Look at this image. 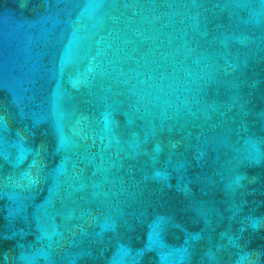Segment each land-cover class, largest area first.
<instances>
[{"label":"water","instance_id":"obj_1","mask_svg":"<svg viewBox=\"0 0 264 264\" xmlns=\"http://www.w3.org/2000/svg\"><path fill=\"white\" fill-rule=\"evenodd\" d=\"M0 264H264V0H0Z\"/></svg>","mask_w":264,"mask_h":264}]
</instances>
